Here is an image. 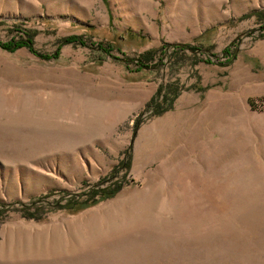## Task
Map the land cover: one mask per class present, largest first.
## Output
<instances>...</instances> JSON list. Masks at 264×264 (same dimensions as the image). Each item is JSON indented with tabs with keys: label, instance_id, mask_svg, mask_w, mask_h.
<instances>
[{
	"label": "rangeland",
	"instance_id": "obj_1",
	"mask_svg": "<svg viewBox=\"0 0 264 264\" xmlns=\"http://www.w3.org/2000/svg\"><path fill=\"white\" fill-rule=\"evenodd\" d=\"M19 30L47 58L0 47V264H264V0H0Z\"/></svg>",
	"mask_w": 264,
	"mask_h": 264
},
{
	"label": "trees",
	"instance_id": "obj_2",
	"mask_svg": "<svg viewBox=\"0 0 264 264\" xmlns=\"http://www.w3.org/2000/svg\"><path fill=\"white\" fill-rule=\"evenodd\" d=\"M19 31L18 32L21 35L19 36L18 39H16V40L15 39H12L11 40V43L6 44V45L0 44V47L2 49H6V50H9V51H13V50H15L17 48H20V47L25 46L34 55L40 57L41 59H46L47 56L40 55L35 50H33V36H34V34L28 33L26 30H22V31L19 30ZM65 42L66 43H72V42H74V40H72V38H68L67 40H65ZM79 44L82 45V46L86 45L83 42H80ZM174 49L175 50H179V51H182L183 50L182 46H175ZM191 49H193V48H191ZM111 50L112 49L108 48V49H106L104 51L106 53H109ZM155 54H156V51H152V50L151 51L149 50L147 52L142 53L141 55L138 56V58L136 60V65H138L139 67H141L140 69H143V68L144 69H147L148 68V66L146 65L147 64V61L149 62L150 60H152L153 57L155 56ZM53 57L55 58L56 56H53ZM175 95L176 94H174L173 96H175ZM164 97H165L164 100L167 101L170 104L172 100H169L168 101L167 95H165ZM160 109L162 110V108H160ZM123 165L127 169L129 167L128 161L124 162ZM120 188H121V185L120 184H114L112 186V188H103V189H101L99 191H96L95 192L96 193L95 195H99L98 196V199L95 198L94 195L91 196L88 201H85V202L81 203V205H77L78 210L87 208L89 206H92V205L96 204L99 200H104V199L113 197L120 190ZM35 211H37V208H35ZM24 212L26 213V215L24 214L25 215L24 217L26 219H34V218H32L33 215H34L33 212H30L28 210H24Z\"/></svg>",
	"mask_w": 264,
	"mask_h": 264
}]
</instances>
